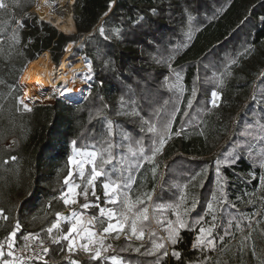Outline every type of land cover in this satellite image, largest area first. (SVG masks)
Wrapping results in <instances>:
<instances>
[{
	"label": "trees",
	"instance_id": "16d2710c",
	"mask_svg": "<svg viewBox=\"0 0 264 264\" xmlns=\"http://www.w3.org/2000/svg\"><path fill=\"white\" fill-rule=\"evenodd\" d=\"M1 2L0 239L15 231L18 241L26 234L50 240L47 229L66 210L61 195L71 148L96 150L99 162L110 143L114 159L105 168L115 166L114 177L131 175L133 213L148 207V220L138 222L144 237L131 236L129 228L107 234L114 248L92 259L96 238L84 250L91 259L81 264H109L108 257L123 264H264V0H70L67 35L32 12L35 0ZM69 43L72 59L91 66L87 93L79 102L57 98L25 107L21 98L37 103L19 82L26 66L45 52L58 64ZM166 122L160 152L144 161L140 149L151 154ZM101 179L96 195L104 206ZM180 191L187 194L182 216L198 203L173 245L165 229L177 209L154 206L179 203ZM76 198L81 213L98 217L102 232L107 221L99 223L105 219L99 210L81 208L85 199ZM88 201L96 202L91 191ZM209 202L214 245L204 247L196 236L213 223ZM107 207L123 210L120 203ZM201 216L203 223H196ZM69 227L64 223L61 231ZM59 241L51 245L50 260L65 264L67 241ZM153 241L164 243L168 255L165 249L150 254Z\"/></svg>",
	"mask_w": 264,
	"mask_h": 264
},
{
	"label": "snow or ice",
	"instance_id": "6c2138e0",
	"mask_svg": "<svg viewBox=\"0 0 264 264\" xmlns=\"http://www.w3.org/2000/svg\"><path fill=\"white\" fill-rule=\"evenodd\" d=\"M5 7V5L0 2V8ZM101 34L103 35V29H101ZM87 63V61H86ZM89 72H91V66L89 65ZM66 91H71V89H65ZM212 101L211 103L213 106H216V100L219 98L217 93L215 91L212 92ZM21 103L23 104V101L21 100ZM25 107H27L25 105ZM168 130V123L166 122L161 129L160 139L154 140L152 142V145L150 146V155L145 154V149H140V157L146 161L151 162L154 161V158L157 153L160 152L161 147L163 146L165 139H166V133ZM149 131H154L153 128H149ZM179 134V133H177ZM73 145H75V141H73ZM112 145L109 143L108 145V155L105 158L103 152L99 153V162H98V152L96 150H87L85 149H74L73 156L69 158V166L70 170L68 172L67 177L64 179V184L67 185V189L64 193L61 195V199L63 200L65 205H71V204H77L78 201L76 199L77 196L83 195L85 199V203L80 205L83 209H88L90 207H96L99 210V217H104L105 219L99 220V223L101 225L105 224V221H107V226L102 228V234H111L113 232L116 233H122L125 231V228L130 229L131 236L136 237L137 239H143L144 237V231L142 224L138 226L139 221H146L148 220V207H143L142 209H138L136 212H132V209L134 207L133 203L129 201L128 198V190L131 188V182L132 177L129 175L127 178H123V176H117L114 177V173L117 172V169L115 166H113L110 169H106L105 165L111 164L114 157L111 153ZM129 151L131 152L132 149L129 148ZM135 155V153H133ZM238 158L235 157L234 160ZM75 167L76 171L74 172L72 170V167ZM90 166V171L88 172L87 176L85 175V169L86 167ZM140 165L137 164V167ZM264 166V165H262ZM154 171V170H153ZM219 172V170H218ZM78 177L80 183H77L73 177ZM102 178V179H101ZM98 179H101V185L103 188V194H104V206H102L99 201L100 197L96 195V182ZM71 181V183H70ZM261 183L264 184V177H261ZM187 187L186 185L184 186ZM89 189H91L92 196L95 197V203L88 201V195H89ZM79 190V191H78ZM147 195L148 200H151V194H145ZM219 195L221 197L224 196L223 191L221 190ZM217 199L216 195L214 194L212 196V200L215 201ZM179 203H170V204H160L155 205L154 208L157 211H166L171 208L177 209V211L174 212V215L176 216L175 221H169L168 226L165 229L168 233L167 240L171 244H176L177 240L179 238V230L188 228L189 224L187 222V212L194 210L197 206V201H193L191 205V209H185V214L182 216L179 212V206L180 204H185L187 202V194L184 191H180V194L178 196ZM120 203L123 207V210L117 211L114 208H109L107 205H117ZM135 203L143 204L144 201L142 199H137ZM206 212L207 214L212 215V225L211 227H200L199 234L196 236V242L197 245H203L204 247L213 246L214 241L212 239H209V237H212L213 234V228L215 225L216 216L213 214V203L209 202L206 206ZM129 213L132 214L133 218L131 220V223H128L129 220ZM98 217H92V219L89 221L91 224L93 221L97 220ZM203 216L195 218L196 223H203ZM61 220H64L65 222H70V227L67 229V232L62 234L60 239L67 241V248L69 251H72L76 242L77 238L82 241H87V243L81 244L80 247L84 249L85 251H88L91 246H94L97 244V232L92 231L91 229H85L82 228L81 225L83 223L82 215L76 211H73L71 213V217H63L60 213H57V221L52 224L50 228L47 229L48 233H52L54 229L60 228V222ZM115 221V222H113ZM19 226L17 225V228ZM15 231L11 233V237H15ZM75 234V235H74ZM154 236L155 233H152ZM118 238V236H117ZM59 239L53 240V243H59ZM99 246L95 247V251L92 254V259H101L102 252L107 251L111 245L105 246L103 243V240L101 239L99 242ZM196 246V245H194ZM13 244H8V256H13L12 252ZM160 249H165L164 243H157L156 241H153V248L150 254H155L156 251ZM45 253L48 252L47 248L43 249ZM136 251H139V248L136 249ZM4 252L0 251V257H3ZM162 255L166 256L168 255L167 249L164 250ZM173 255L179 258V253L173 252ZM109 264H123L122 259L117 257H108L105 258ZM6 264H13V261H8ZM19 264H23V261L20 260ZM70 264H77V262L72 261ZM157 264H159V261H157Z\"/></svg>",
	"mask_w": 264,
	"mask_h": 264
},
{
	"label": "bare ground",
	"instance_id": "6f19581e",
	"mask_svg": "<svg viewBox=\"0 0 264 264\" xmlns=\"http://www.w3.org/2000/svg\"><path fill=\"white\" fill-rule=\"evenodd\" d=\"M67 1L37 0L38 9L44 20L52 23L61 32L72 28ZM71 46L72 43L66 46L55 67L51 64L48 52L26 66L19 82L28 97H41V90L53 91L56 87L59 89V96L70 101H76L81 96L82 91L87 88V83L74 79V76L83 71L81 69L84 65L82 62H76L71 67L67 65Z\"/></svg>",
	"mask_w": 264,
	"mask_h": 264
},
{
	"label": "built area",
	"instance_id": "2783aa9c",
	"mask_svg": "<svg viewBox=\"0 0 264 264\" xmlns=\"http://www.w3.org/2000/svg\"><path fill=\"white\" fill-rule=\"evenodd\" d=\"M12 145L13 144L11 143L10 146ZM77 204L66 205L65 212L72 213L77 209ZM80 214L83 219L81 227L97 232L96 238L107 241V246L111 245L108 249L112 250L114 248L113 243L115 240L107 234H102V232L98 230L95 221L90 224L89 221L92 217L88 213L80 212ZM10 243L13 244V256L11 257L7 254L9 251L8 244ZM51 245L52 243L49 240H41L34 234H26L19 241L15 237L6 236L0 239V251L4 252L3 257H0V264H6L8 261H13V264H19L20 260L23 261V264H53L50 260ZM80 245L81 240L77 238V242L73 250H68L64 255V258L66 260H76L78 262L90 260L91 256L88 255L84 249L80 247ZM44 248L48 249L47 253L44 252Z\"/></svg>",
	"mask_w": 264,
	"mask_h": 264
},
{
	"label": "rangeland",
	"instance_id": "374dc122",
	"mask_svg": "<svg viewBox=\"0 0 264 264\" xmlns=\"http://www.w3.org/2000/svg\"><path fill=\"white\" fill-rule=\"evenodd\" d=\"M69 1L70 0L67 1V5H68ZM0 2H1V0H0ZM73 2H74V0H73ZM32 12L35 13L36 15H38V17L40 19H43L44 20L43 15L41 14L40 10L38 9L37 0H35V4H34V8L32 9ZM71 12H72V4H71ZM73 49H74V44L71 46V48L69 50V56H68L69 58H68V61H67V65L71 67L76 62H82L83 65H84V67L81 70H83V71L80 72V73H76L75 76H74V79H77V80H80V81H84V82L87 83L88 82V79H87L86 75H87L88 70H89V63L88 62L86 63L85 61H82V59H80V58H77L76 60L75 59H72V56H70V55H71V52H72ZM64 52H65V50H64ZM51 64L54 67L57 65V64H54L52 61H51ZM88 87H89V85L87 83V88L82 91L81 96H79V98L76 101H72V102H79L84 97V95L87 93ZM22 90H23V88H22ZM58 91H59V89L57 87L53 91L52 90H49V91H47V90H41V94H42L41 97H34L33 99H35L37 103H30L29 102L31 105L28 104V103H25L27 101V99L24 97V95H23L24 100L21 98L20 101L22 100L23 101V105L24 106L26 105L27 108H32L33 106H37V105H51V104H53L55 102V100L57 98H63V97H60L59 96ZM212 99H213V97H212ZM47 100H50V101H47ZM217 102H218V99L216 100V103ZM73 152H74V149L71 148L70 154H69V158L73 156ZM69 158H68V161H69ZM68 165H69V163H68ZM86 168H90V166H88ZM69 170H70V166H69ZM72 170L74 172L76 171V169H75L74 166L72 167ZM70 183H71V181H70ZM66 189H67V187H66ZM90 191H91V189H89V192ZM101 193H102V195L104 197L103 188L101 189ZM72 206H74V205H72ZM109 208H111V207H109ZM79 212L80 211L78 210V213ZM68 217L69 216L67 215V218ZM113 222H115V221H113ZM63 225H64V220H61V222H60V228L53 230V232H52V238L49 240L51 243H53V240H56V239L61 240L60 237H61L62 234H64V232L61 231ZM84 243H87V241L82 242L81 244H84Z\"/></svg>",
	"mask_w": 264,
	"mask_h": 264
},
{
	"label": "crops",
	"instance_id": "0c3cea01",
	"mask_svg": "<svg viewBox=\"0 0 264 264\" xmlns=\"http://www.w3.org/2000/svg\"><path fill=\"white\" fill-rule=\"evenodd\" d=\"M75 211L78 212L77 209H76ZM79 213H80V212H79ZM67 215L69 216L68 218L71 217V213L64 212V213L62 214L63 217H67ZM64 223H69V224H70V222H65V221H64ZM63 260L65 261V264H70V262H72V261L77 262V264H81V262H78V261H76V260H66L65 258H63ZM52 262H53V261H52ZM53 264H58V263H57V262H53Z\"/></svg>",
	"mask_w": 264,
	"mask_h": 264
},
{
	"label": "water",
	"instance_id": "95a60500",
	"mask_svg": "<svg viewBox=\"0 0 264 264\" xmlns=\"http://www.w3.org/2000/svg\"><path fill=\"white\" fill-rule=\"evenodd\" d=\"M73 4V3H72ZM72 13V12H71ZM47 22H49V21H47ZM50 23V22H49ZM52 24V23H51ZM54 26V25H53ZM58 30V29H57ZM59 31V30H58ZM61 32V31H60ZM63 34H65V35H67L66 33H64V32H62Z\"/></svg>",
	"mask_w": 264,
	"mask_h": 264
}]
</instances>
